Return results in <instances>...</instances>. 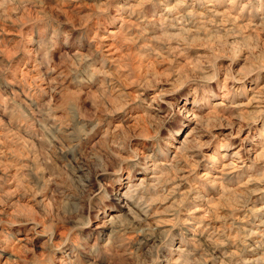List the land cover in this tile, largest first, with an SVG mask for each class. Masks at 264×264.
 I'll return each mask as SVG.
<instances>
[{
	"label": "rangeland",
	"instance_id": "374dc122",
	"mask_svg": "<svg viewBox=\"0 0 264 264\" xmlns=\"http://www.w3.org/2000/svg\"><path fill=\"white\" fill-rule=\"evenodd\" d=\"M174 2L0 0V264H264V0Z\"/></svg>",
	"mask_w": 264,
	"mask_h": 264
},
{
	"label": "bare ground",
	"instance_id": "6f19581e",
	"mask_svg": "<svg viewBox=\"0 0 264 264\" xmlns=\"http://www.w3.org/2000/svg\"><path fill=\"white\" fill-rule=\"evenodd\" d=\"M201 1H203V0H201ZM179 4H184L183 3V0H176V2H174L172 5H171V7H170V10L172 11V10H174V11H176L177 9H178V6H179ZM217 4V3H216ZM209 6H214L215 7V4H210ZM213 9V8H212ZM230 9H229V7H228V10L226 11V13H225V15H226V17H229V18H232V19H234L236 22H238V21H240V18H241V16H233V14H231V12L229 11ZM167 11V10H166ZM212 12V11H211ZM177 14H178V17H177V19L178 18H182V14L177 10ZM216 14H217V12H216ZM241 14V13H240ZM198 15L201 17V18H203V17H205V14L204 13H200L199 14V11H198ZM119 19V18H118ZM130 20V19H129ZM128 20V21H129ZM153 20H155V19H153ZM159 21V20H158ZM124 23H126V21H123L122 22V26L120 27V29L123 27V25H124ZM120 31V30H119ZM118 32V31H117ZM116 32V33H117ZM115 33V32H114ZM119 33V32H118ZM108 47V49L107 50H109L108 52H110V51H112V50H115L116 49V46L114 45V44H110L109 46H107ZM218 105L220 106H222V103L220 102V103H218ZM191 115V114H190ZM190 115H188L187 116V118L188 117H190ZM194 118H195V116H194ZM197 120V119H196ZM189 135V134H188ZM187 135V136H188ZM185 141L183 142V143H186L187 141H189L188 139H184ZM224 147V146H223ZM263 151V150H262ZM260 154V153H259ZM210 158H212V157H210ZM221 158H225L224 157V155H221ZM230 164V163H229ZM238 166V165H237ZM207 174V173H206ZM205 174V175H206ZM154 178V177H153ZM208 178V177H207ZM157 179V178H156ZM142 180V179H141ZM153 180V179H152ZM142 182V181H141ZM124 207H126L125 205H121V209L122 208H124ZM211 208V207H210ZM202 209V208H201ZM129 210V209H128ZM126 212H128V211H126ZM133 212V211H132ZM205 212V211H204ZM123 213V212H122ZM129 213H131V212H129ZM134 213V212H133ZM117 214V213H116ZM110 215L109 216V219H107V220H102L98 225H97V228L99 229L100 228V230L102 231V230H104L106 227H108V224L109 223H111L112 221H114V220H116L117 219V222L120 220L119 219V217L120 216H122V215H120V214H117V215ZM127 214V213H126ZM207 214V213H206ZM124 215V214H123ZM132 215V214H131ZM136 215V214H135ZM134 218V217H133ZM204 218V217H203ZM119 219V220H118ZM199 220V219H198ZM201 220H202V217H201ZM132 221V220H131ZM134 221V220H133ZM137 221V220H136ZM200 221V220H199ZM120 222H121V220H120ZM123 222V221H122ZM135 222V221H134ZM113 223V222H112ZM137 223V226H139L140 224H138V222H136ZM120 224H122V225H124V223H120ZM143 224V223H142ZM136 226V225H135ZM143 226V225H142ZM141 226V227H142ZM195 228V230L193 229V232H195L196 234L198 233V232H201L202 231V228H203V222H197V224L194 226ZM135 228H137V227H135ZM111 229V228H110ZM204 230V229H203ZM111 232V231H110ZM195 233H194V235L193 236H191V238H192V241H200V243L202 242L201 240H203L202 238H204V237H202V236H199V237H197L196 238V235H195ZM101 234V233H100ZM110 238V237H109ZM108 243V242H107ZM204 243V242H203ZM109 244V243H108ZM202 244V243H201ZM205 244H206V242H205ZM255 246V245H254ZM177 251L179 252V260L182 258V255H183V250H180L179 248L177 249ZM177 261V260H176ZM190 261V260H189ZM188 262V261H187ZM182 264V263H181ZM253 264V263H252Z\"/></svg>",
	"mask_w": 264,
	"mask_h": 264
}]
</instances>
